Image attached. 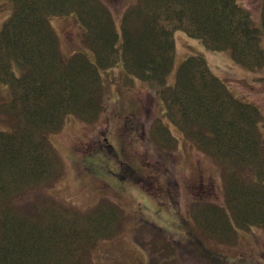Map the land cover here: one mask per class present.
<instances>
[{
  "label": "trees",
  "instance_id": "1",
  "mask_svg": "<svg viewBox=\"0 0 264 264\" xmlns=\"http://www.w3.org/2000/svg\"><path fill=\"white\" fill-rule=\"evenodd\" d=\"M13 1L0 27V80L9 83L4 109L13 123L0 130V264H93L96 245L122 227L124 212L109 199L86 213L46 201L35 205L34 214L15 202L63 170L48 133L60 129L68 114L84 122L101 116L107 103L101 69L119 60L131 74L159 83L163 118L153 134L161 143L177 139L168 121L203 153L231 164L224 202L193 205L198 229L232 242L239 227L264 226L260 108L235 96L199 55L187 56L167 82L177 28L208 48H229L245 68L263 67L264 0L258 16L240 0H135L122 10L120 29L104 0ZM72 12L95 61L83 51L62 52L49 15Z\"/></svg>",
  "mask_w": 264,
  "mask_h": 264
},
{
  "label": "rangeland",
  "instance_id": "2",
  "mask_svg": "<svg viewBox=\"0 0 264 264\" xmlns=\"http://www.w3.org/2000/svg\"><path fill=\"white\" fill-rule=\"evenodd\" d=\"M104 1L120 29L122 10L135 0ZM240 1L258 16L263 0ZM13 5V0H0V27ZM49 20L65 55L83 51L96 60L84 44L83 26L74 12L50 14ZM174 40V63L167 82L175 80L187 56L204 57L235 96L260 108L259 127L264 136V66L245 68L234 61L229 48H208L201 38L180 28L175 29ZM101 73L105 110L93 122L68 114L60 129L48 133L63 170L50 183L26 190L15 202L34 214L35 205L46 201L61 202L83 213L105 199L119 204L124 212L122 227L96 245L93 264H172L175 256V263L183 264L185 259L197 262L213 254L260 259L263 262H256L264 264V226L239 227L234 241L223 242L201 232L193 220L192 207L197 201L224 202V174L230 162L206 155L168 121L177 139L169 145L160 142L153 134L156 121L163 118L157 81L131 74L121 60ZM9 95V83L0 80V130L13 129L4 109ZM121 161L130 165L124 176L119 173ZM243 169L249 176L250 169Z\"/></svg>",
  "mask_w": 264,
  "mask_h": 264
},
{
  "label": "flooded vegetation",
  "instance_id": "3",
  "mask_svg": "<svg viewBox=\"0 0 264 264\" xmlns=\"http://www.w3.org/2000/svg\"><path fill=\"white\" fill-rule=\"evenodd\" d=\"M124 161H121V169H120V175L121 176H124L125 174L128 173V168H130V165H125L127 164L126 162ZM125 165V166H124ZM124 172V174H123ZM206 247V245H204ZM185 259V258H183ZM201 260L199 261H193L191 258H188V259H185L184 262L181 261L180 259V263H183V264H259L258 262L256 261H260V262H263L261 261L260 259H247V258H243V257H233V256H230V255H225L224 257H219L218 255H212V256H201L200 257ZM173 260V263L172 264H178V261L175 263L176 261V256L172 259ZM189 260L192 262L190 263Z\"/></svg>",
  "mask_w": 264,
  "mask_h": 264
}]
</instances>
